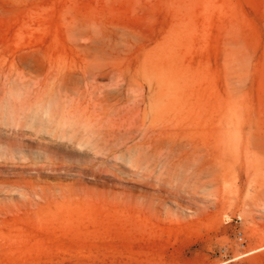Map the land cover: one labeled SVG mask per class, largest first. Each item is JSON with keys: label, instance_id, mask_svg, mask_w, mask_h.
I'll list each match as a JSON object with an SVG mask.
<instances>
[{"label": "rangeland", "instance_id": "obj_1", "mask_svg": "<svg viewBox=\"0 0 264 264\" xmlns=\"http://www.w3.org/2000/svg\"><path fill=\"white\" fill-rule=\"evenodd\" d=\"M0 264H264V0H0Z\"/></svg>", "mask_w": 264, "mask_h": 264}, {"label": "built area", "instance_id": "obj_2", "mask_svg": "<svg viewBox=\"0 0 264 264\" xmlns=\"http://www.w3.org/2000/svg\"><path fill=\"white\" fill-rule=\"evenodd\" d=\"M237 238H238V240H241L242 239V235H241V233L239 232V233H237Z\"/></svg>", "mask_w": 264, "mask_h": 264}]
</instances>
